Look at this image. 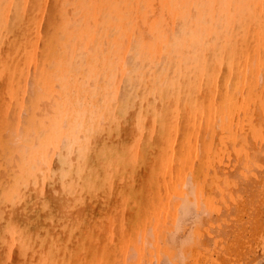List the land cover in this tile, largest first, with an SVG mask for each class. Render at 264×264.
<instances>
[{"label":"bare ground","instance_id":"obj_1","mask_svg":"<svg viewBox=\"0 0 264 264\" xmlns=\"http://www.w3.org/2000/svg\"><path fill=\"white\" fill-rule=\"evenodd\" d=\"M0 264H264V0H0Z\"/></svg>","mask_w":264,"mask_h":264}]
</instances>
